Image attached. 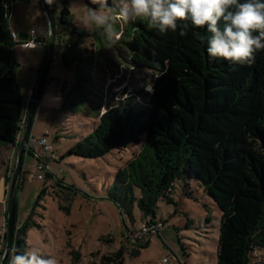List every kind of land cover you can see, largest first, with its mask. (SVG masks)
Masks as SVG:
<instances>
[{"label":"trees","instance_id":"1","mask_svg":"<svg viewBox=\"0 0 264 264\" xmlns=\"http://www.w3.org/2000/svg\"><path fill=\"white\" fill-rule=\"evenodd\" d=\"M15 1L0 0V148L19 144L31 107V102L26 106L16 73L14 52L19 43L11 26ZM86 3L96 7L92 0ZM54 15L57 42L61 27L71 24V10L65 4ZM72 34L77 35L69 45L72 49L81 50L85 36L99 39L96 29L81 31L73 26ZM128 35L132 62L165 73L155 80L148 103L138 106L130 97L108 105L68 154L100 158L144 140L143 150L130 162L128 180L123 181L130 191L134 185L142 189L144 210L156 215V198L166 195L177 179L198 182L222 211L218 264H250L252 252L264 249V50L256 53L253 64L241 65L209 58L210 33L205 28L190 27L182 37L179 29L161 34L145 20H137ZM85 49L84 55L63 54L64 64L75 63L77 71L64 110L79 112L94 87L88 65L93 60ZM48 82L47 75L44 88ZM26 227L16 230L13 251H25ZM148 245L149 241L140 243L141 248ZM5 246L6 237L0 259Z\"/></svg>","mask_w":264,"mask_h":264},{"label":"rangeland","instance_id":"2","mask_svg":"<svg viewBox=\"0 0 264 264\" xmlns=\"http://www.w3.org/2000/svg\"><path fill=\"white\" fill-rule=\"evenodd\" d=\"M22 1L33 13L21 23L29 30L46 33L48 22L42 0ZM65 4L71 10V24L61 27L48 71L49 82L32 125V135L45 137L53 146L46 153L49 170L38 169V155L44 149L37 143L34 152L24 155V175L17 190L16 230L27 226L22 235L25 251L31 246L39 247L54 256L57 264H169L165 258L175 264H218L222 211L198 182L188 184L177 179L166 195L156 198V215L141 206L143 193L139 186L134 185L131 191L125 187L123 181L129 178L130 162L143 150L144 140L100 158L68 154L69 148L90 132L97 116L108 105L130 97L135 98L138 106L148 103L160 74L132 62L128 45L132 22L117 21L114 28L119 39L112 48H106L107 41L99 33V39L85 36L81 50L72 49L69 45L77 39L72 34L73 26L81 31L86 29L83 22L89 7L86 0H53V14L59 15ZM12 25L16 27L15 23ZM86 30L95 29L89 26ZM85 48H89L88 57L93 60L88 65L92 68L94 87L79 112L64 110L65 97L72 92L77 71L75 63L64 64L63 54L84 55ZM44 52L43 47L15 46L16 73L25 98L31 92L30 82L37 77ZM53 80L63 82L64 90L59 92L52 86ZM151 83L153 91L149 92L146 86ZM4 153V148H0V226L7 223L17 150L11 162ZM39 173L44 178H38ZM145 225L159 228L139 238ZM2 241L0 237V248ZM146 241L149 245L141 248L140 243ZM250 264H264V249L252 252Z\"/></svg>","mask_w":264,"mask_h":264},{"label":"clouds","instance_id":"3","mask_svg":"<svg viewBox=\"0 0 264 264\" xmlns=\"http://www.w3.org/2000/svg\"><path fill=\"white\" fill-rule=\"evenodd\" d=\"M47 2L51 4L53 0ZM92 4L96 7L86 11L83 25L99 31L107 41L106 48L118 43L114 28L117 21L145 20L149 28L161 34L179 29L182 37L190 27L205 28L210 33L206 49L210 59L224 58L251 65L256 53L264 50V0H92ZM146 90L153 91L152 83ZM9 264H57V261L39 247L31 246L26 251H13Z\"/></svg>","mask_w":264,"mask_h":264},{"label":"water","instance_id":"4","mask_svg":"<svg viewBox=\"0 0 264 264\" xmlns=\"http://www.w3.org/2000/svg\"><path fill=\"white\" fill-rule=\"evenodd\" d=\"M42 9L48 22L47 45L45 48L43 61L38 74V82H37L36 90L32 97L31 107L26 121V127L22 133V137L19 141V144L13 146L17 149V158L14 169V175L9 190V201H8V209H7L6 246L3 256L1 258L3 264H5V262L7 261L8 257L10 256V254L13 252L14 249L15 232H16V211H17L16 197H17L18 184L20 182L23 172V158L25 155L28 138L29 135L31 134L34 117L40 105L44 84L48 75L50 65L52 63L56 37L58 33L57 19L56 16L51 11L50 4L47 2V0H42Z\"/></svg>","mask_w":264,"mask_h":264},{"label":"built area","instance_id":"5","mask_svg":"<svg viewBox=\"0 0 264 264\" xmlns=\"http://www.w3.org/2000/svg\"><path fill=\"white\" fill-rule=\"evenodd\" d=\"M12 36L14 38V40L16 42H18L19 44H21L23 47L25 48H35V47H43V48H46V45H47V41H46V38H42L40 37L36 30L32 29L29 31V35H28V38L25 39V40H21L19 37H18V34L16 33V31L12 30ZM52 86H54L59 92L60 91H63L64 88H65V85L63 82L61 81H50ZM33 94H31V96L33 97ZM31 97V98H32ZM32 100V99H31ZM40 144L42 147H43V154L41 155H38L39 159H40V163H39V166H38V169L40 171H48L49 170V165H48V162L46 160V153L47 151L49 150H53V146L48 144V141L45 137L43 138H36L34 137L32 134L29 135V138H28V143H27V146H26V150L27 152L28 151H32L34 152V145L35 144ZM38 178H44V175L43 173H39V175L37 176ZM172 187H170L169 190H171ZM159 227L157 226H154V225H145L142 229L141 232H139V238H143L144 235L148 234V233H152L154 231H156V229L158 230ZM6 234H7V223H5L3 226H0V237L3 238V241H2V244H1V248H0V251L3 249V242H4V239L6 237ZM165 262L166 263H169V264H175L174 262H171L169 260V258H165Z\"/></svg>","mask_w":264,"mask_h":264},{"label":"crops","instance_id":"6","mask_svg":"<svg viewBox=\"0 0 264 264\" xmlns=\"http://www.w3.org/2000/svg\"><path fill=\"white\" fill-rule=\"evenodd\" d=\"M23 2H25V1H22V0H20L18 2L15 1L14 5H13V8H12V12H11V22L16 24V27H13V25H12V30L16 31V33L18 34V37L21 40L27 39L28 35H29V31L34 29V28H32V29L29 30L28 27H26L23 23H21L22 19H24V20H26L27 18L30 19L31 16H32V13H33L31 11V9L27 6V4L23 3ZM14 28H16V29H14ZM37 34L40 37H42V38L48 37V29H47L46 33L39 34L37 32ZM19 45H21V44H19ZM32 49H35V48H32ZM42 61H43V58H42ZM38 74H39V72L37 73L36 79L33 77L32 81L30 82V86H31L30 90H31V92L29 91V95H27L26 98L24 97V100L26 102V106H28L29 103L32 101L31 100L32 99L31 98L32 97L31 94L34 91V88H36V86H37ZM41 102H42V100L40 101V104H41ZM39 107H40V105H39ZM42 108L43 107H41V109ZM31 134H32V131H31ZM1 148H4V150H5L4 155L9 157L10 158V162H11L12 158L14 156V153L16 152L17 149L15 147H12V146H2ZM9 164H11V163H9Z\"/></svg>","mask_w":264,"mask_h":264}]
</instances>
